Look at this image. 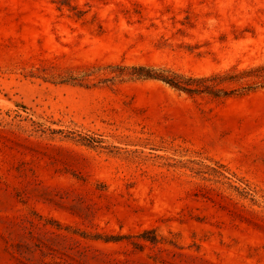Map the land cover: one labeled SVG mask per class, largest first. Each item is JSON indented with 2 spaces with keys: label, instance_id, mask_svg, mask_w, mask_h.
<instances>
[{
  "label": "rangeland",
  "instance_id": "1",
  "mask_svg": "<svg viewBox=\"0 0 264 264\" xmlns=\"http://www.w3.org/2000/svg\"><path fill=\"white\" fill-rule=\"evenodd\" d=\"M0 264H264V0H0Z\"/></svg>",
  "mask_w": 264,
  "mask_h": 264
},
{
  "label": "trees",
  "instance_id": "2",
  "mask_svg": "<svg viewBox=\"0 0 264 264\" xmlns=\"http://www.w3.org/2000/svg\"><path fill=\"white\" fill-rule=\"evenodd\" d=\"M132 69L134 71V74L139 77L164 81L173 88L179 91L186 92L188 94L209 92L217 95L218 93L224 91L222 89L216 88L215 86L207 85L206 82L209 79L206 77L196 78L193 76L179 74L173 71H158L146 66L133 67ZM245 72L247 73V71Z\"/></svg>",
  "mask_w": 264,
  "mask_h": 264
}]
</instances>
